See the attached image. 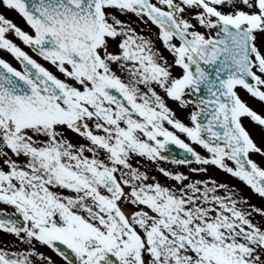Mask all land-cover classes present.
Returning a JSON list of instances; mask_svg holds the SVG:
<instances>
[{"label":"snow or ice","instance_id":"snow-or-ice-1","mask_svg":"<svg viewBox=\"0 0 264 264\" xmlns=\"http://www.w3.org/2000/svg\"><path fill=\"white\" fill-rule=\"evenodd\" d=\"M0 8L27 27L0 12V51L20 65L0 57V205L12 209H0V232L25 245L0 247V264H56L53 256L264 264V225L254 222L264 208L240 206L227 184L159 166L176 146L185 155L171 163L199 165L192 173L215 166L264 198V167L251 159L264 157V0H0ZM128 15L159 29L171 62L120 19ZM245 120L261 129L260 145Z\"/></svg>","mask_w":264,"mask_h":264},{"label":"flooded vegetation","instance_id":"flooded-vegetation-1","mask_svg":"<svg viewBox=\"0 0 264 264\" xmlns=\"http://www.w3.org/2000/svg\"><path fill=\"white\" fill-rule=\"evenodd\" d=\"M0 12H2L6 16V18L12 20L15 24L20 26L22 29L27 30L25 22L22 20V18L15 11H10V10H7L6 8H0ZM120 19L121 20H131L133 22L132 26L136 29V31L138 33L142 32L145 35H150L151 38L153 40H155V47L158 48L162 52L164 57H166L169 60V62H171V60H172L171 55L164 49L161 42L159 40L155 39L156 34L159 31V29L155 25H152L150 22L147 25L140 23L137 20V18L133 15L121 16ZM8 38L13 39V42H15L19 46H21L23 48V50L28 51L29 55H33L29 51L28 47L23 45L22 42H20L18 38H15L12 34H8ZM0 57L5 59L7 62L11 63L13 67H16V68L20 67L19 63L10 54H8L6 51H0ZM34 58L39 60V57H34ZM39 62L44 64V66L48 67L50 70L55 71V69H52L51 66L46 64L44 61L39 60ZM174 72H175V74H179L180 69L177 68L174 70ZM158 91H159V89H158ZM161 95H163V93H161ZM168 105L170 108H172L176 112L177 116L182 121H184L185 123L188 122L186 119V117H187V111L186 110L181 109L175 102H173L171 100L168 101ZM261 107H262L261 104L257 102V111L258 112H260ZM245 124L248 126V128H249L250 132L252 133L253 138L255 139L257 144L260 145L262 143V141H261V129H259L258 127H253L247 120H245ZM69 135L71 136V133H69ZM181 139H184V137L182 135H181ZM195 150L199 151L204 156L208 155L207 152L200 147H195ZM171 159L172 158L169 157V161H160L159 166L163 167L169 171H173V172L178 171V172H182L186 175H189L190 180H193V181H195V180L205 181L206 180L205 176L209 173L210 165L207 166L208 171L206 173H192V172H190V168L200 167V166L196 165L195 163H192L191 165L173 164L170 162ZM251 159H253L258 164H260L262 167H264V157L257 155V154H252ZM136 160H139L140 163L143 165L142 170H147L150 175L156 176L161 181V183H165V184H174L175 183L174 181H168L166 178H164L162 175H160V173L158 171H156V166L154 164H152L151 162L145 161L141 158H136ZM136 160L133 161L134 164L136 163ZM185 183H187V182H185ZM245 188L251 190L246 185H245ZM253 196H254L255 201L257 202V204H254V206L257 208H264V198L259 197L254 192H253ZM0 209L7 211V212L12 211L11 208L4 206V205H0ZM263 222H264V219H263ZM0 241L11 242L10 243V245H11L10 249L12 251L21 250L25 247V245L18 243L16 241V238L13 235L4 234L2 232H0ZM40 251L47 252L48 255H53L51 252H49L45 248H40ZM53 258L57 261V264H63V262L58 257L53 256Z\"/></svg>","mask_w":264,"mask_h":264},{"label":"rangeland","instance_id":"rangeland-1","mask_svg":"<svg viewBox=\"0 0 264 264\" xmlns=\"http://www.w3.org/2000/svg\"><path fill=\"white\" fill-rule=\"evenodd\" d=\"M240 95L243 100L247 101V103L253 104L254 106L257 104V101L255 99L250 98L243 90H240ZM230 166L232 165L230 164ZM205 177L206 180L212 179L217 181L218 183L227 184L230 190L233 191L236 194V196L241 199L240 206L247 208L249 205L254 206V204H257V202L254 199L253 193H251L250 190L245 188L244 183H242L237 178L232 177L230 174L225 173L219 168L210 165L209 173ZM219 194L224 195L225 193L223 192V190H221ZM244 200H247L249 204H243ZM263 219L264 218H260L259 215L254 216V222L257 224L264 225ZM10 243L11 242L9 241L6 242L0 241V247L7 246L10 249L11 246Z\"/></svg>","mask_w":264,"mask_h":264}]
</instances>
